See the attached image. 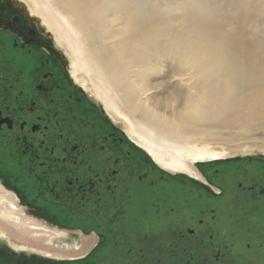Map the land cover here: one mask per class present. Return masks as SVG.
Masks as SVG:
<instances>
[{"label": "flooded vegetation", "instance_id": "1", "mask_svg": "<svg viewBox=\"0 0 264 264\" xmlns=\"http://www.w3.org/2000/svg\"><path fill=\"white\" fill-rule=\"evenodd\" d=\"M50 35L0 0V185L56 230L53 246L95 236L83 256L40 264H264V159L163 169L73 81Z\"/></svg>", "mask_w": 264, "mask_h": 264}, {"label": "bare ground", "instance_id": "2", "mask_svg": "<svg viewBox=\"0 0 264 264\" xmlns=\"http://www.w3.org/2000/svg\"><path fill=\"white\" fill-rule=\"evenodd\" d=\"M18 1L52 35L72 79L162 167L198 174L191 162L228 130H264V0ZM161 67L175 81L168 97L152 83ZM16 208L0 185V233L23 245L78 258L95 242L88 234L79 250L55 247L56 230Z\"/></svg>", "mask_w": 264, "mask_h": 264}, {"label": "rangeland", "instance_id": "3", "mask_svg": "<svg viewBox=\"0 0 264 264\" xmlns=\"http://www.w3.org/2000/svg\"><path fill=\"white\" fill-rule=\"evenodd\" d=\"M50 37H52V35H50ZM60 51L61 53H63L62 50ZM64 57L67 60L65 55ZM68 67H69V62H68L67 68ZM165 73H166V69L164 67H161L157 71V73H155L152 76V79H153L152 83L157 84V86H159L158 88L159 92H163L161 94V97H168V95L173 92L171 85L175 83L174 80L173 82L167 79L165 77ZM82 88L87 92V90L84 87ZM87 93L90 95L89 92ZM92 100L95 103H97L99 107H101L102 109L104 108L102 102H100L96 98V96L92 97ZM107 117L117 128H119L124 133L125 136H127L131 141H133L136 145H138L143 151H145L154 160L152 153L143 145V142L140 139H137L134 136V134L131 133L130 129H128L129 128L128 125L125 123L123 119L121 118L112 119L111 117H109L108 114H107ZM225 134L227 137V141H224L223 143L216 142L215 144L210 145V147H207V148L215 152L213 153L208 152L204 154L202 158H194V163L195 162H224L227 160H235V159L240 160V161L258 160V159L263 160L264 159V130H252L247 134H245L242 131H238V130H228L227 132H225ZM188 156H191V155H188ZM188 156H185L183 160H190L191 158H189ZM194 163L191 162V164L193 165ZM2 218L6 219L5 217H2ZM49 243L52 244L53 241H49ZM152 252H153L152 248L148 249L147 256L148 255L150 256ZM40 253H44V252H42L41 250L35 247L30 248V246L28 247L25 244L23 245V243H21L17 239L10 238L8 234L0 233V264H25V263H33L35 261L38 262L39 261L38 259L40 258L34 257V254L35 256H39ZM37 264H40V261Z\"/></svg>", "mask_w": 264, "mask_h": 264}]
</instances>
